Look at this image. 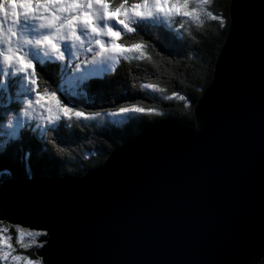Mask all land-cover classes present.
<instances>
[{
    "label": "water",
    "instance_id": "1",
    "mask_svg": "<svg viewBox=\"0 0 264 264\" xmlns=\"http://www.w3.org/2000/svg\"><path fill=\"white\" fill-rule=\"evenodd\" d=\"M262 10L231 0L195 125L160 121L84 175L9 177L0 221L46 231L43 264H250L264 246Z\"/></svg>",
    "mask_w": 264,
    "mask_h": 264
},
{
    "label": "trees",
    "instance_id": "2",
    "mask_svg": "<svg viewBox=\"0 0 264 264\" xmlns=\"http://www.w3.org/2000/svg\"><path fill=\"white\" fill-rule=\"evenodd\" d=\"M206 8L213 15L222 17L223 23L207 18L203 25L192 24L185 31L179 27L185 17H176L171 26L162 20L140 22L138 33L124 38L145 42L152 60H134L131 63L122 60L114 73L104 74L103 78L95 77L87 82L84 89H76L81 99L72 105L85 111L107 112L135 103L155 108L163 115L138 114L122 127L114 126L107 117L103 121L73 118L59 122V128L46 136L32 131L35 124H31L32 127L26 125L21 138L9 140L6 149L0 152V185L9 177L84 175L103 164L118 146L160 121L174 118L195 125V106L212 83L215 64L232 21L231 0H210ZM45 72L49 83L56 88L61 80L62 66L58 62H49ZM148 83H156L165 91L147 89L144 85ZM7 84V88H0V116L22 107L16 98V81L10 78ZM4 121L0 119V132L3 133L0 145L6 134ZM0 225L9 229L6 234L12 236L16 255L42 260L37 253L41 245L39 238H36V244L24 248L16 239L17 225L7 221H0ZM24 242L29 243L27 239ZM0 264H12V260L1 259ZM250 264H264V246Z\"/></svg>",
    "mask_w": 264,
    "mask_h": 264
},
{
    "label": "snow or ice",
    "instance_id": "3",
    "mask_svg": "<svg viewBox=\"0 0 264 264\" xmlns=\"http://www.w3.org/2000/svg\"><path fill=\"white\" fill-rule=\"evenodd\" d=\"M133 2L137 0H129V4L126 7H131ZM144 2V0H140ZM150 7V10L144 12L142 15L130 12L127 17H120L125 19V24H119L116 17L104 18L98 16L95 20L98 31L93 32L90 28L83 25L77 26V32L82 37L78 42L65 40L61 43L60 50L63 51V59L54 55L48 48L43 46L38 41L42 40L44 35L49 33L51 29L43 28L37 21L34 14L31 18L22 15L19 18V22L16 25L17 35L13 38V41H5L0 39V50L6 51L8 46L15 48L21 55H25V59L30 60L32 68L22 71H16L15 68H19L18 64L9 63L0 55V88H7V81L12 78L17 83L16 98L19 105L18 111L13 110L0 116V119L6 121V128L9 130L10 141H14L21 138V133L25 130L26 125L32 127L31 122L35 121V127L32 131L35 133L39 131L41 136H46L50 131H55L59 128V122L63 120H72L71 116H65L59 109L67 108L73 113L79 112L81 115L78 120L103 121L105 117L108 118V122L117 127L125 126L131 120L137 118L138 114L151 115H163V113L157 112L155 108H145L138 106L137 104H125L115 110L102 112V111H85L78 106H72L78 100L81 99L77 95L76 89H84L87 82L95 77L103 78L104 74L114 73L117 64L114 63L113 57L101 49V43L104 48H110L112 45V36L108 34V28L111 26L114 32L120 33V39L117 43L124 46L125 49H139L145 52L148 56H152L146 50L147 45L142 40H129L125 39V36L138 33V25L143 21H164L167 25L173 24V17H193L199 18L202 11H206L207 17L213 20H220L223 23L222 17L215 16L211 12L207 11L206 6L210 0H180L181 3L186 4V8L180 11H166L162 7H155L157 3L163 5L168 3H176L177 0H146ZM198 7L194 10L193 5ZM261 22L264 24V10L261 11ZM236 25V20L234 27ZM233 27V29H234ZM232 29V32H233ZM134 55L139 54L133 52ZM116 55H121L117 53ZM49 62H59L62 66L61 80L56 88H53L49 83V78L45 72V67ZM41 74L43 79H41ZM43 82V83H42ZM55 83V82H53ZM147 89L163 92V88H160L156 83H148L144 85ZM176 93H174L175 95ZM61 96L63 99H61ZM84 96H87V92H84ZM182 100L183 96L180 97ZM50 126H54L50 129ZM0 135H3L0 132ZM55 143V141H53ZM6 149V144L0 145V152ZM61 151H64L61 149ZM9 229L7 227H0V259L11 258L12 264H43L42 260H33L31 258L16 255L15 248L12 243V236L7 235ZM17 242L22 247L28 248L37 243L36 238L39 236H47L46 231H33L25 230L19 225L16 226ZM29 243H25V240ZM43 247V245H39ZM48 264H51L50 259Z\"/></svg>",
    "mask_w": 264,
    "mask_h": 264
},
{
    "label": "clouds",
    "instance_id": "4",
    "mask_svg": "<svg viewBox=\"0 0 264 264\" xmlns=\"http://www.w3.org/2000/svg\"><path fill=\"white\" fill-rule=\"evenodd\" d=\"M128 4L129 0H0V39L13 41V38L17 35L16 25L19 22V18L22 15L31 18L29 14H34L41 27L51 29L38 42L48 48L54 55L63 59L64 53L60 50L61 43L65 40L78 42L82 38L77 32L78 25L86 26L96 32L98 29L95 20L98 16H103L104 18L116 17L119 24H125L126 20L120 19V17L126 18L130 12L142 15L150 10L146 0L144 2L137 0V2L131 4L130 8L126 7ZM155 7H162L166 11L176 12L185 9L186 4L177 0L171 6L168 3L163 5L157 3ZM197 7V5H193L194 10ZM176 17L178 16L172 18L173 22ZM207 18L206 11H202L198 19L195 18V15L183 19L179 23V27L188 31V26L192 24L201 26ZM108 34L112 36V45L110 48L105 49L103 43L100 42L101 49L113 57L115 64L119 65L122 60L131 63L134 60L151 59L139 47L125 49L123 45L117 43L120 39V33L114 32L111 26L108 28ZM133 52L139 54L134 55ZM117 53L121 55H116ZM0 55L4 57L9 65L18 64L19 68L14 69L16 71L32 68L31 61L25 59L26 54L21 55L11 46H8L6 51L0 50ZM59 110L65 116H71L77 120L81 115L79 112L73 113L67 108Z\"/></svg>",
    "mask_w": 264,
    "mask_h": 264
},
{
    "label": "rangeland",
    "instance_id": "5",
    "mask_svg": "<svg viewBox=\"0 0 264 264\" xmlns=\"http://www.w3.org/2000/svg\"><path fill=\"white\" fill-rule=\"evenodd\" d=\"M231 12V11H230ZM122 62V61H121ZM213 81V80H212ZM17 86V85H16ZM197 105V104H196ZM196 107V106H195ZM5 122V121H4ZM36 122L35 121H33V122H31V124H35ZM4 124V123H3ZM3 124H2V126H3ZM54 127V126H53ZM4 130L6 131V134L3 136L4 137V139H1L2 140V145H4V144H6L9 140H10V137H9V130L7 129V128H5V126H4ZM28 178H31L30 176L28 177ZM17 225V224H16ZM20 226V225H19ZM0 227H4V226H2V225H0ZM24 228H26V227H24ZM28 230H33V231H41V230H34V229H31V228H27ZM42 231H44V230H42ZM41 237H43V236H39V237H37V238H41ZM40 244H42L41 242H40ZM1 260V259H0ZM6 260V259H5Z\"/></svg>",
    "mask_w": 264,
    "mask_h": 264
}]
</instances>
